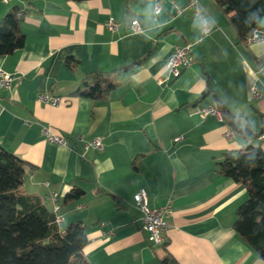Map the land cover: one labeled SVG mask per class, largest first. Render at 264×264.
<instances>
[{"label":"crops","instance_id":"1","mask_svg":"<svg viewBox=\"0 0 264 264\" xmlns=\"http://www.w3.org/2000/svg\"><path fill=\"white\" fill-rule=\"evenodd\" d=\"M186 2L0 0V20L17 8L24 34L21 48L0 56V69L19 76L0 88V145L26 161L21 188L62 217L60 229L84 224L88 241L81 254L91 264H160L165 251L178 264H264L233 228L245 187L215 171L223 152L244 139L226 138L230 126L221 116L196 111L219 106L259 131L264 73H257L256 57L264 42L240 40L215 0H200L209 21L203 34L191 8L175 11L174 3ZM109 17L118 22L115 32L105 25ZM133 21L138 31L130 30ZM184 43H192L194 62L159 83L172 46ZM96 71L113 84L106 95L72 93ZM253 83L259 98L250 97ZM40 94L61 102L52 105ZM43 126L67 144L46 141ZM93 138L102 148L84 149ZM252 142L264 149V137ZM73 188L81 193L67 198ZM140 189L150 206L170 205L164 245L148 242L141 227L133 200Z\"/></svg>","mask_w":264,"mask_h":264},{"label":"trees","instance_id":"2","mask_svg":"<svg viewBox=\"0 0 264 264\" xmlns=\"http://www.w3.org/2000/svg\"><path fill=\"white\" fill-rule=\"evenodd\" d=\"M215 1L229 15L240 40L264 16V0ZM17 11L12 7L0 20V56L24 44ZM112 85L107 73L96 71L84 76L72 93L98 99ZM218 109L221 118L244 142L238 149L223 152L215 161V171L245 187L246 198L236 209L233 228L264 259V149L259 142H252L264 137V121L253 133L247 125L239 124L237 115L219 106ZM26 165L25 160L0 145V264H91L81 254L88 241L84 224L76 221L60 229L55 212L38 195L22 190ZM80 193L81 189L73 188L66 197ZM159 262L178 264L168 251Z\"/></svg>","mask_w":264,"mask_h":264},{"label":"built area","instance_id":"3","mask_svg":"<svg viewBox=\"0 0 264 264\" xmlns=\"http://www.w3.org/2000/svg\"><path fill=\"white\" fill-rule=\"evenodd\" d=\"M4 3H8L11 0H1ZM173 7L176 12H181L184 7L191 8L193 14L198 17L202 24V33L207 34L209 32V21L206 14L202 11L200 6V0H187L185 6L180 7L173 4ZM160 9L159 4H155L154 13L158 12ZM18 15V12H17ZM106 27L111 32H115L118 28V22H116L112 17H109L105 22ZM130 30L132 32L138 31L139 26L136 21H133L130 24ZM245 44H253L256 42H264V24H255L251 26L247 33L245 34L243 40ZM192 43L184 44H174L172 46V51L170 56L165 64L166 76L158 77L157 80L159 83H163L169 76H177L180 73V69L184 66H188L194 62V57L191 52ZM257 61V73H264V53L259 54L256 57ZM14 79H19V76L14 75L13 73L6 72L0 69V88H9ZM250 97L252 99L259 98L262 95L260 87L253 83L250 88ZM39 100L48 102L52 105H57L61 102V98L58 96H51L49 94H40L38 96ZM200 116L204 117L207 114H214L217 116L220 115V111L215 105H205L198 107L196 110ZM42 133L44 138L49 143H54L58 145H66L67 140L63 135L53 132L48 126L42 127ZM236 135V131L232 128H228L224 132L226 138H232ZM81 139V137H79ZM89 146L95 148H102V143L99 138H93L89 141H84L83 148L87 149ZM50 197L56 199V194L51 193ZM134 203L142 212V229L146 231L147 240L154 245H162L165 242L164 231L168 227L167 217L171 213L170 205L165 204L163 206L154 207L148 204L147 193L144 189L138 190L133 195ZM54 210H57V206L54 207ZM55 220L58 224L62 222V217L56 215Z\"/></svg>","mask_w":264,"mask_h":264},{"label":"clouds","instance_id":"4","mask_svg":"<svg viewBox=\"0 0 264 264\" xmlns=\"http://www.w3.org/2000/svg\"><path fill=\"white\" fill-rule=\"evenodd\" d=\"M158 14V13H157Z\"/></svg>","mask_w":264,"mask_h":264}]
</instances>
